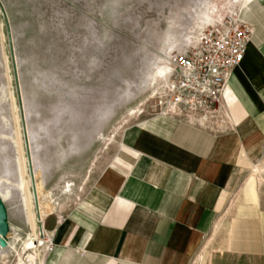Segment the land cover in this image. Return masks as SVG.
Masks as SVG:
<instances>
[{"label":"rangeland","instance_id":"rangeland-1","mask_svg":"<svg viewBox=\"0 0 264 264\" xmlns=\"http://www.w3.org/2000/svg\"><path fill=\"white\" fill-rule=\"evenodd\" d=\"M242 5V0H0V194L13 243L0 247V264H30L32 253L17 126L38 233L50 241L60 218L99 190L130 130L158 113L168 98L163 91L168 73L154 80L157 67L189 46L201 24L242 17ZM209 119L214 124L219 117ZM253 169L257 181L261 173ZM70 184L69 193L64 186ZM50 251L41 246L35 264H45Z\"/></svg>","mask_w":264,"mask_h":264},{"label":"crops","instance_id":"crops-1","mask_svg":"<svg viewBox=\"0 0 264 264\" xmlns=\"http://www.w3.org/2000/svg\"><path fill=\"white\" fill-rule=\"evenodd\" d=\"M242 4L253 34L218 122L170 112L132 128L45 264H264V0Z\"/></svg>","mask_w":264,"mask_h":264},{"label":"built area","instance_id":"built-area-1","mask_svg":"<svg viewBox=\"0 0 264 264\" xmlns=\"http://www.w3.org/2000/svg\"><path fill=\"white\" fill-rule=\"evenodd\" d=\"M196 33L189 46L172 58L163 86L169 96L158 113L220 116L227 82L242 63L253 32L236 15L209 22ZM45 244L52 250V240L45 239Z\"/></svg>","mask_w":264,"mask_h":264},{"label":"bare ground","instance_id":"bare-ground-1","mask_svg":"<svg viewBox=\"0 0 264 264\" xmlns=\"http://www.w3.org/2000/svg\"><path fill=\"white\" fill-rule=\"evenodd\" d=\"M202 27H203V25L201 24V26H199V29H201ZM171 67H172V62H170V61H168L167 64H163V65L159 66V68L157 67V72H156V75L154 77L155 78L154 80L157 81L158 77H161V76L166 75V73H168V70H170ZM8 79L11 80L10 74H8ZM10 96H11L12 106H13L14 115H15L14 118H16V121H19L18 120V117H17V114H16L15 94H14L13 91L10 92ZM19 127H20V125H19ZM19 127L17 126V130H16L17 131V133H16L17 134L16 135L17 136L16 143H17V146H18V154H19L18 161H19V168H20L21 178H22V189H23L24 195H25V201H26V208H27L28 220H29V223H30V226H31V230H32V234L29 237V240L31 241V247L30 248L32 249L31 250L32 253L28 256V260H29L30 264H35L36 261H37V259L40 260V258H39L40 257V254H39L40 247L45 244V238L46 237L44 236L45 238L43 239L42 238L43 232H41V234L38 233L37 214H36V212L34 210V207H35L34 203L35 202H33V195H32V192L30 191V185L32 183V180L29 177L30 174L28 176V172L29 171H27V158H26V156L24 154V150H23L24 148H23V144H22L21 137H20V128ZM256 170H257V174H260L261 173L260 168L257 167ZM255 181H256L255 180V177H251V182L252 183H255ZM72 185L70 184L69 186H64V188L66 189V188L69 187V189H67V190L70 192L71 191V188H72ZM0 195H1L2 198L4 197V195L2 193ZM7 196L8 195H5V198ZM39 209H41V207H39ZM39 217H41V216H39ZM9 240H10V237H8V239H7V242H8L7 248L8 247L10 248V247L13 246V243L10 242ZM40 264H42V260L40 261Z\"/></svg>","mask_w":264,"mask_h":264},{"label":"water","instance_id":"water-1","mask_svg":"<svg viewBox=\"0 0 264 264\" xmlns=\"http://www.w3.org/2000/svg\"><path fill=\"white\" fill-rule=\"evenodd\" d=\"M9 232L8 207L0 195V247L6 248L8 246L7 239Z\"/></svg>","mask_w":264,"mask_h":264}]
</instances>
